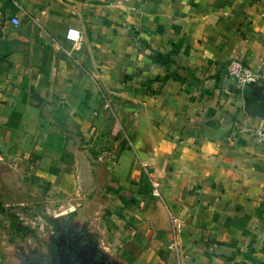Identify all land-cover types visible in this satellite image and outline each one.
Instances as JSON below:
<instances>
[{
  "label": "crops",
  "instance_id": "obj_1",
  "mask_svg": "<svg viewBox=\"0 0 264 264\" xmlns=\"http://www.w3.org/2000/svg\"><path fill=\"white\" fill-rule=\"evenodd\" d=\"M233 60L264 69V0H0V145L59 201L26 263L264 264V89Z\"/></svg>",
  "mask_w": 264,
  "mask_h": 264
},
{
  "label": "rangeland",
  "instance_id": "obj_2",
  "mask_svg": "<svg viewBox=\"0 0 264 264\" xmlns=\"http://www.w3.org/2000/svg\"><path fill=\"white\" fill-rule=\"evenodd\" d=\"M15 139L12 146L3 140L0 145V264H27V253L37 250L48 232H57L56 211L49 210L59 201L33 181L37 166L28 160L26 144Z\"/></svg>",
  "mask_w": 264,
  "mask_h": 264
},
{
  "label": "built area",
  "instance_id": "obj_3",
  "mask_svg": "<svg viewBox=\"0 0 264 264\" xmlns=\"http://www.w3.org/2000/svg\"><path fill=\"white\" fill-rule=\"evenodd\" d=\"M11 23L15 27L18 26V18L13 17ZM65 39L72 46H77L82 42V35L77 29L70 28L66 32ZM225 74L229 80L234 82L240 93L247 86H257L264 89V69L256 71L238 60H233L227 65ZM152 194L155 197L159 195V184L157 182L152 183ZM169 248H175V242H172Z\"/></svg>",
  "mask_w": 264,
  "mask_h": 264
}]
</instances>
